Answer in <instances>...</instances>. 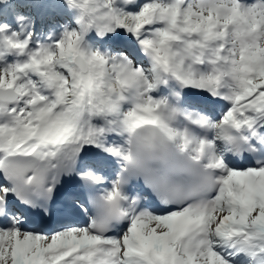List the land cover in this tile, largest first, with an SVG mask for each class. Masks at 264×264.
I'll return each mask as SVG.
<instances>
[{
  "label": "snow or ice",
  "instance_id": "1",
  "mask_svg": "<svg viewBox=\"0 0 264 264\" xmlns=\"http://www.w3.org/2000/svg\"><path fill=\"white\" fill-rule=\"evenodd\" d=\"M67 3L78 30L55 42L0 27V264H264V0ZM93 30L103 50L85 52ZM217 124L196 141L207 196L113 191L126 127L183 129L187 148Z\"/></svg>",
  "mask_w": 264,
  "mask_h": 264
},
{
  "label": "clouds",
  "instance_id": "2",
  "mask_svg": "<svg viewBox=\"0 0 264 264\" xmlns=\"http://www.w3.org/2000/svg\"><path fill=\"white\" fill-rule=\"evenodd\" d=\"M180 118L164 122L176 131ZM220 125L211 129H202L203 136H189L192 141L186 148L183 139V129L176 132L173 138L157 126L126 127L124 129V155L129 157L122 161L127 177L138 178L157 200L164 206L178 202L183 196L205 197L216 187L217 178L214 170L208 167L204 157H198L196 148L198 139H206L209 134L215 135ZM243 154V153H242ZM251 154V153H249ZM117 185L113 191L124 193L128 186ZM133 199H139L133 196ZM120 202L115 207L106 201L105 218L101 223L105 229H111L122 219Z\"/></svg>",
  "mask_w": 264,
  "mask_h": 264
},
{
  "label": "rangeland",
  "instance_id": "3",
  "mask_svg": "<svg viewBox=\"0 0 264 264\" xmlns=\"http://www.w3.org/2000/svg\"><path fill=\"white\" fill-rule=\"evenodd\" d=\"M25 3H35L36 4V7H38L39 9H45L47 6L44 4V5H41L40 3H39V1L38 0H23ZM22 1V2H23ZM51 1H54L55 2V4H60V5H65V4H68L67 2H66V0H51ZM0 2H1V0H0ZM3 4V3H2ZM69 5V4H68ZM37 9V8H36ZM14 18H13V16L11 17V19L10 20H13ZM27 19H24L23 21H25V22H27L26 21ZM11 30H10V34L12 33V32H17L14 28L12 29V27H9ZM24 28H27V25L26 26H24ZM91 32V35H94V36H96V33H95V31L93 30V31H90ZM33 37H35V35L34 34H32V38Z\"/></svg>",
  "mask_w": 264,
  "mask_h": 264
},
{
  "label": "bare ground",
  "instance_id": "4",
  "mask_svg": "<svg viewBox=\"0 0 264 264\" xmlns=\"http://www.w3.org/2000/svg\"><path fill=\"white\" fill-rule=\"evenodd\" d=\"M82 48L85 50V52L90 51L89 48H88V46L86 45V41H85L84 38H83V42H82Z\"/></svg>",
  "mask_w": 264,
  "mask_h": 264
}]
</instances>
